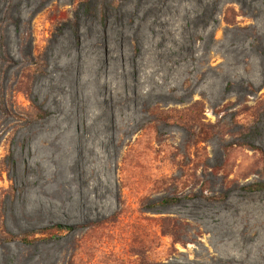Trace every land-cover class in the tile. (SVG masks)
<instances>
[{
	"label": "rangeland",
	"instance_id": "rangeland-1",
	"mask_svg": "<svg viewBox=\"0 0 264 264\" xmlns=\"http://www.w3.org/2000/svg\"><path fill=\"white\" fill-rule=\"evenodd\" d=\"M254 182L264 0H0V264H264Z\"/></svg>",
	"mask_w": 264,
	"mask_h": 264
},
{
	"label": "trees",
	"instance_id": "trees-1",
	"mask_svg": "<svg viewBox=\"0 0 264 264\" xmlns=\"http://www.w3.org/2000/svg\"><path fill=\"white\" fill-rule=\"evenodd\" d=\"M249 130L252 131L253 126ZM208 135L213 137L215 133L209 132ZM238 144L239 143H233L232 145L236 146ZM245 144L250 147H254L253 144L251 143H248V144L245 143ZM245 189H249L252 191L264 190V182H254V183L248 184L247 186H245ZM177 201H180L179 197H166L162 200L161 203L168 204V203H174ZM185 225L186 223L183 220H180L174 217H164L161 219L160 228H161L162 234L164 236L171 237L175 243L187 244L189 243V239L185 238V233H184ZM69 230L70 228L66 225L54 224V225L47 226L41 229H37L36 231L31 233L32 237L28 234L19 236V235L8 233L3 239L7 241L21 240L24 242H29L32 240V238H33L32 241H38V240H41L42 238L54 239V238L63 236ZM140 264H159V263L154 262V260L148 254H145V256L141 257Z\"/></svg>",
	"mask_w": 264,
	"mask_h": 264
}]
</instances>
